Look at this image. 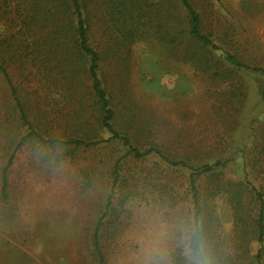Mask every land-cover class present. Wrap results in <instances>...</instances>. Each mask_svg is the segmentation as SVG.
Wrapping results in <instances>:
<instances>
[{
  "label": "rangeland",
  "instance_id": "obj_1",
  "mask_svg": "<svg viewBox=\"0 0 264 264\" xmlns=\"http://www.w3.org/2000/svg\"><path fill=\"white\" fill-rule=\"evenodd\" d=\"M189 1L205 46L188 35L162 42L148 32L127 46L104 17L105 0L91 9V43L114 128L149 152L141 158L107 140L85 88L51 81L40 60L25 64L21 53H0L36 133L98 141L50 146L27 138L0 73V264H193L185 254L191 180L207 249L241 252L244 227L225 190L264 187V0ZM10 2L18 8L22 0ZM6 20L0 15V41L17 25L10 29ZM205 165L215 166L197 176ZM250 247L252 264H264V252L255 257L258 244Z\"/></svg>",
  "mask_w": 264,
  "mask_h": 264
},
{
  "label": "trees",
  "instance_id": "obj_2",
  "mask_svg": "<svg viewBox=\"0 0 264 264\" xmlns=\"http://www.w3.org/2000/svg\"><path fill=\"white\" fill-rule=\"evenodd\" d=\"M7 2L8 0H0V11L5 12L10 29H13L12 24L17 23V25L12 31H4L0 41V53H21L25 64H33L35 60H40V65L49 69L51 81L58 77L68 87L85 88L91 104L98 113L100 128L110 134L107 140L120 141L127 149L128 156L135 158L146 156L148 151L139 152L137 148L131 146L127 135H120L115 130L114 112L98 76L101 57L95 43H91L90 25L91 9L99 7L98 0H22L19 5L22 6L21 8L19 6L17 8L14 1L8 4ZM102 8L104 17L109 18L115 33L127 46L142 40L146 32L156 35V38L162 42L168 36L188 35L204 46L209 44L202 34L201 19L189 0H105ZM183 23L184 28H182ZM167 41V43L174 42L173 39ZM1 60L0 73L19 110L21 121L28 126L27 138L50 146L74 144L76 147H90L97 144L98 141L88 142L82 139L66 142L58 139L47 140L36 133L27 119L15 86L4 67L6 61L2 57ZM225 60L231 66H240L230 55H225ZM27 138L23 139L21 144ZM159 156L164 159L162 155ZM170 164L186 167L183 162L178 161H170ZM214 166H202L196 175L210 173ZM190 187L193 191L194 214L189 237L192 236L193 230L197 232L196 239L208 255L210 264H236L237 258H240L244 264H252L250 244L254 243L259 246L255 254L259 259L264 252V187H259L257 190L250 183H242L225 190L230 194L228 198L233 205V216L239 225L244 227L240 237H244V246L240 253L236 250L232 255L218 249H207L204 209L200 205V198L195 192L192 180ZM189 243L188 240V245ZM182 261H185V258Z\"/></svg>",
  "mask_w": 264,
  "mask_h": 264
},
{
  "label": "clouds",
  "instance_id": "obj_3",
  "mask_svg": "<svg viewBox=\"0 0 264 264\" xmlns=\"http://www.w3.org/2000/svg\"><path fill=\"white\" fill-rule=\"evenodd\" d=\"M197 235V232L193 230L192 236L186 237L189 239L190 243L186 247L185 254L189 257L193 264H210L208 255L196 239Z\"/></svg>",
  "mask_w": 264,
  "mask_h": 264
},
{
  "label": "crops",
  "instance_id": "obj_4",
  "mask_svg": "<svg viewBox=\"0 0 264 264\" xmlns=\"http://www.w3.org/2000/svg\"><path fill=\"white\" fill-rule=\"evenodd\" d=\"M255 254H256V252H255ZM251 255H252V253H251ZM251 258H252V256H251Z\"/></svg>",
  "mask_w": 264,
  "mask_h": 264
}]
</instances>
